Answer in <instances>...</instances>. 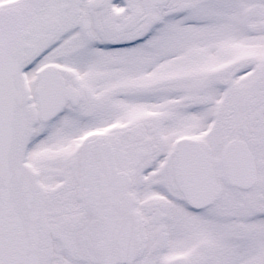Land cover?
<instances>
[{"label":"snow or ice","instance_id":"obj_1","mask_svg":"<svg viewBox=\"0 0 264 264\" xmlns=\"http://www.w3.org/2000/svg\"><path fill=\"white\" fill-rule=\"evenodd\" d=\"M0 264H264V0H0Z\"/></svg>","mask_w":264,"mask_h":264}]
</instances>
